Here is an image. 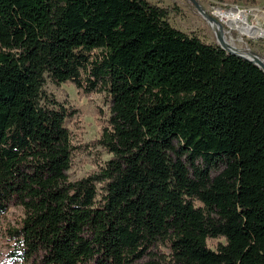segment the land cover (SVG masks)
<instances>
[{"label": "trees", "instance_id": "1", "mask_svg": "<svg viewBox=\"0 0 264 264\" xmlns=\"http://www.w3.org/2000/svg\"><path fill=\"white\" fill-rule=\"evenodd\" d=\"M46 79L106 84L98 173L67 178ZM11 201L23 262L264 264V70L149 0H0V215Z\"/></svg>", "mask_w": 264, "mask_h": 264}, {"label": "rangeland", "instance_id": "2", "mask_svg": "<svg viewBox=\"0 0 264 264\" xmlns=\"http://www.w3.org/2000/svg\"><path fill=\"white\" fill-rule=\"evenodd\" d=\"M150 2L163 7L167 12V21L175 28L186 32H194L206 43L217 44V38L213 32L210 22L199 13L193 1H196L216 20L221 18L216 14L215 8L223 3H238L242 6L264 7V0H149ZM221 18V22H224ZM219 23L237 41L238 47L245 54L258 55L264 59V34L259 22L252 24V31L239 33V31L229 28ZM228 23L230 21H227ZM256 37V38H248ZM242 39L240 40V38ZM85 76V74H83ZM93 81V77H90ZM96 82V81H95ZM43 91L50 98H54L65 107L68 115L65 119V128L70 136V162L66 170L67 178L70 181L79 180L86 176L98 173L112 154L98 142L102 129L108 125L110 116V96L106 84L97 81L92 85L89 81H83V89L79 90L74 84L66 82L60 85L53 84L48 79L43 86ZM97 187L100 190L101 184ZM24 217L21 205L11 201L5 213L0 215V264H34L30 261L14 259L12 250L15 247V239L12 238L11 231L18 228ZM223 238L209 239L210 248L215 249L218 242H223ZM156 252L169 260L168 247L162 243L156 247Z\"/></svg>", "mask_w": 264, "mask_h": 264}, {"label": "bare ground", "instance_id": "3", "mask_svg": "<svg viewBox=\"0 0 264 264\" xmlns=\"http://www.w3.org/2000/svg\"><path fill=\"white\" fill-rule=\"evenodd\" d=\"M214 11L215 12H213L212 14H214V15L216 14L217 16H220L221 18H224V20H225L224 22H221V18H219V20H217V22H213V21L209 20L217 40L228 50L238 52V53H242V54L246 55L247 57H249L255 61L264 62V59L258 55L251 54L250 52L249 53L247 52L245 54V52H243L242 49H240L238 47L236 39L231 34L228 33L230 31L226 30L219 23V21H220L223 25H226L229 28V30L235 29V30L239 31V33H244L246 31H252V29H251L252 24H250L246 20L245 13L242 10L232 12V11H227V10H221L219 8H215ZM227 21H230V22L228 23ZM259 25L262 29L264 28V27H262V24L260 22H259ZM245 36H247V35H245ZM263 36H264V34L257 36V37H263ZM248 38H256V37H248ZM241 39H242V37L240 38V40Z\"/></svg>", "mask_w": 264, "mask_h": 264}, {"label": "built area", "instance_id": "4", "mask_svg": "<svg viewBox=\"0 0 264 264\" xmlns=\"http://www.w3.org/2000/svg\"><path fill=\"white\" fill-rule=\"evenodd\" d=\"M218 8L232 12L242 10L245 13L246 20L250 24H256L257 22H260L262 27H264V7L242 6L238 3H223L222 6H219Z\"/></svg>", "mask_w": 264, "mask_h": 264}, {"label": "water", "instance_id": "5", "mask_svg": "<svg viewBox=\"0 0 264 264\" xmlns=\"http://www.w3.org/2000/svg\"><path fill=\"white\" fill-rule=\"evenodd\" d=\"M193 3L195 4V6L198 9L199 13L202 14L208 20V22H209V20L213 21V22H217V20L214 18V16H212V15L208 14L207 12H205L204 9L200 6V4H198L196 1H193ZM217 44L222 49H224L226 52L232 53V54L237 55V56L244 57V58L250 60L251 62H253L254 64H256L257 66L261 67L264 70V62L255 61V60L247 57L246 55H244L242 53H238V52H234V51L228 50L219 41H217Z\"/></svg>", "mask_w": 264, "mask_h": 264}]
</instances>
